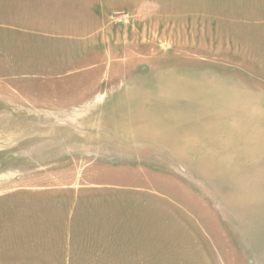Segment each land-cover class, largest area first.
Returning a JSON list of instances; mask_svg holds the SVG:
<instances>
[{
  "label": "rangeland",
  "instance_id": "obj_1",
  "mask_svg": "<svg viewBox=\"0 0 264 264\" xmlns=\"http://www.w3.org/2000/svg\"><path fill=\"white\" fill-rule=\"evenodd\" d=\"M47 2L0 0V194L113 195L115 264H264V0Z\"/></svg>",
  "mask_w": 264,
  "mask_h": 264
},
{
  "label": "crops",
  "instance_id": "obj_2",
  "mask_svg": "<svg viewBox=\"0 0 264 264\" xmlns=\"http://www.w3.org/2000/svg\"><path fill=\"white\" fill-rule=\"evenodd\" d=\"M45 1L70 5V24L65 26L73 29L95 25L89 22L94 12L84 16V8L101 15L115 11V0H40ZM75 9L78 20L72 18ZM50 189L21 186L0 194V264H115V252L145 250V231L135 233L122 224L115 234L113 195L87 204L79 194L72 199L69 189L67 199L57 201ZM127 258L119 255L116 264H132Z\"/></svg>",
  "mask_w": 264,
  "mask_h": 264
}]
</instances>
